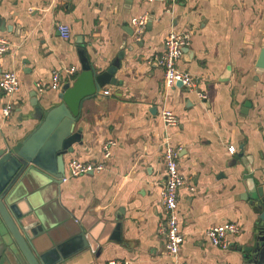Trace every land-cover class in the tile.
Returning a JSON list of instances; mask_svg holds the SVG:
<instances>
[{
	"label": "crops",
	"instance_id": "obj_1",
	"mask_svg": "<svg viewBox=\"0 0 264 264\" xmlns=\"http://www.w3.org/2000/svg\"><path fill=\"white\" fill-rule=\"evenodd\" d=\"M144 13L151 20L136 41L131 20ZM0 19L6 28L0 36L10 44L0 74L14 72L19 82L13 96L0 92V149L37 127L36 99L43 111L60 103L62 86L80 73V50L97 73L120 57L116 84L81 103L75 124L81 144L64 156L66 174L73 159L102 163V145L114 142L103 170L64 183L37 172L16 195L23 225L46 230L56 244L81 232L94 246H65L57 264H242L238 248L252 245L264 212L257 207L264 204V70L256 67L264 49V0H0ZM58 24L69 27L68 40ZM172 30L190 34L178 69L193 76L205 101L164 88L155 59ZM69 67L76 73L62 76L57 91H37V82ZM7 102L14 110L4 119ZM163 109L173 112L177 126L163 125ZM166 137L180 148L184 180L177 191L183 236L177 260L159 232ZM229 223L241 229L229 248L212 246L206 230Z\"/></svg>",
	"mask_w": 264,
	"mask_h": 264
},
{
	"label": "water",
	"instance_id": "obj_2",
	"mask_svg": "<svg viewBox=\"0 0 264 264\" xmlns=\"http://www.w3.org/2000/svg\"><path fill=\"white\" fill-rule=\"evenodd\" d=\"M4 29V22L0 19V31ZM79 54L80 73L71 84L62 86L58 97L60 103L43 111L36 99L37 104L33 106L37 107V114L34 117L40 120L37 127L14 147L0 149V264H57L65 257L64 247L74 243L82 249L88 246L94 249L81 232L63 244H56L46 230L35 232L23 225L24 214L17 209L16 202L23 181L31 174L40 172L49 180L61 182L65 171L64 156L72 151L73 145L81 144L80 131H75L81 103L100 93L105 86L116 84L114 76L120 67L119 56L97 73L90 66L85 52L80 50ZM256 67L264 70V49ZM176 87L181 88V84ZM259 197L262 198L260 193ZM259 203L256 205L262 209L264 204ZM259 219L262 224L254 232L252 245L238 248L242 253V264H264V212Z\"/></svg>",
	"mask_w": 264,
	"mask_h": 264
},
{
	"label": "built area",
	"instance_id": "obj_3",
	"mask_svg": "<svg viewBox=\"0 0 264 264\" xmlns=\"http://www.w3.org/2000/svg\"><path fill=\"white\" fill-rule=\"evenodd\" d=\"M152 2L154 0H145ZM168 5L177 3V0H163ZM149 22V14L144 13L139 17L131 20L133 36L136 41L140 40L147 24ZM56 30L60 37L64 40L70 38L69 27L64 24H58ZM190 44V34L188 32L170 31L164 39L163 52L156 57L158 66L163 71V85L165 89H172L178 83L181 88L190 93H195L198 97L205 101L206 95L198 92L196 81L187 72L178 69V62L183 56V50ZM10 48V44L6 38L0 36V56L5 55ZM76 73L74 67L63 68L59 71H52L49 81H39L35 87L39 93L46 91H57L62 83V76H72ZM19 90V82L14 72L4 71L0 74V92L6 96L11 97ZM108 94V92H104ZM13 104L7 102L1 109V115L4 119L10 117L13 113ZM160 119L166 128H173L177 126L178 119L170 110L163 109L160 113ZM114 142L104 143L101 147L102 163H82L78 160H71L68 163V170L61 178V182H66L70 178H77L84 175L99 173L104 168V162L111 157V147ZM162 161L165 168V182L161 193V205L163 209V220L159 225V232L165 236L166 245L165 250L168 256L177 260L183 236L179 232L176 210H177V191L184 185V180L178 171L177 158L179 156V147L170 144L168 137L165 138L163 144ZM229 153L233 154V150L229 149ZM192 191L191 188H189ZM241 229L236 224H222L218 226L209 227L205 236L208 238L212 246L227 250L229 248V239L240 233ZM107 264H131L124 260H112Z\"/></svg>",
	"mask_w": 264,
	"mask_h": 264
}]
</instances>
